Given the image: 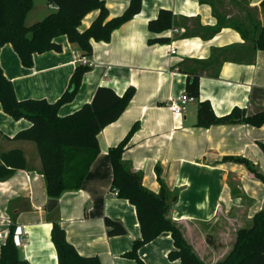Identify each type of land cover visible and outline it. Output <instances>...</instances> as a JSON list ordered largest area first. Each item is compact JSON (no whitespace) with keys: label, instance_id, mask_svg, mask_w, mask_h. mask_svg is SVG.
Segmentation results:
<instances>
[{"label":"crops","instance_id":"1","mask_svg":"<svg viewBox=\"0 0 264 264\" xmlns=\"http://www.w3.org/2000/svg\"><path fill=\"white\" fill-rule=\"evenodd\" d=\"M262 1L245 0L238 5L235 0H143L140 13L115 30L109 42L92 41L91 70L74 99L60 108V116L92 103L100 87L112 88L120 96L134 88L136 94L122 116L100 133V154L78 191H68L57 199L48 196L36 143L15 139L31 122L13 119L0 104V164L2 155L14 150L22 151L26 158L24 169L0 180V224L3 218L12 222L22 260L59 264L52 240L53 227L58 224L79 255L97 257L102 264H138L126 257L142 239L137 209L114 194L109 156L110 149L135 124L139 127L123 154L124 162L155 194L161 191L160 172L175 196L166 217L180 226L206 264H217L229 253L231 247L225 255L221 251L264 209V183L244 164L229 158H245L264 175L260 145L264 144V125L198 127V105L209 101L218 117L236 107L250 115L264 110V51L255 49L234 27L237 23L249 27V13L264 26ZM130 3L106 0L110 19L122 15ZM161 10L173 12L174 25L155 34L148 26ZM98 15V10L89 13L80 30H87ZM161 37L170 42L149 43ZM56 42L62 50L35 54L31 67L24 66L11 44L2 47L0 66L19 100L56 103L70 89L84 54L66 36ZM194 76L200 77L198 104L176 116L169 104L187 93L188 78ZM107 218L120 222L126 233L109 235ZM4 243L0 241V254ZM173 250L171 234L164 233L140 247L138 255L145 264H180V260H170Z\"/></svg>","mask_w":264,"mask_h":264},{"label":"trees","instance_id":"2","mask_svg":"<svg viewBox=\"0 0 264 264\" xmlns=\"http://www.w3.org/2000/svg\"><path fill=\"white\" fill-rule=\"evenodd\" d=\"M143 0H131L128 9L120 16L110 19V10L106 0H49L59 10L50 13L45 19L32 26L26 25L29 13L34 8V0H0V51L11 44L26 67L33 65L35 54L48 51H61L62 45L56 42L60 36L76 44L85 56L93 55L95 42H109L115 30L132 20L142 9ZM242 4V3H241ZM240 4V5H241ZM264 8V0L261 3ZM99 11L91 26L81 31L84 18L93 11ZM250 26L237 23L234 27L253 43L254 48L264 51V26L261 21L249 13ZM175 16L170 10H161L158 17L149 22V31L162 34L174 25ZM168 38L150 39V44H167ZM89 65H80L72 77L70 89L56 103L46 100H19L13 83L4 75L0 66V104L5 113L15 120L27 119L31 126L19 132L15 139L36 143L42 161V172L47 182L48 196L60 198L68 191H78L87 179L90 169L100 154L99 135L109 125L116 122L134 99L136 90L129 88L123 96L112 88L100 87L92 103L84 104L80 109L67 116H60V108L71 102L82 84ZM187 94L200 97V77H189ZM248 124L254 127L264 125V110L248 114L245 109L236 107L230 114L218 117L209 101L200 102L197 113V126L208 128L213 125ZM135 124L128 136L109 151L113 168L112 190L118 191V197L127 200L137 209L142 239L136 241L126 257L145 264L138 255L140 247L153 242L164 233H170L174 250L169 254L172 261L180 264H206L185 239L180 226L166 217L167 207L174 195L163 183L160 172L161 191L155 194L141 183V177L134 173L124 162L123 154L129 141L138 130ZM264 151V144L261 143ZM244 164L264 183V175L245 158H229ZM0 180L10 178L17 169L26 167V158L22 151L14 150L2 155ZM109 235H124L126 229L117 221L107 218ZM13 225V224H12ZM10 227V235L1 247L0 264H30L22 260L15 240V227ZM52 240L56 247L59 264H102L97 257L79 255L66 236L65 230L55 224ZM217 264H264V209L258 212L252 223L240 228L231 251Z\"/></svg>","mask_w":264,"mask_h":264},{"label":"built area","instance_id":"3","mask_svg":"<svg viewBox=\"0 0 264 264\" xmlns=\"http://www.w3.org/2000/svg\"><path fill=\"white\" fill-rule=\"evenodd\" d=\"M50 8L53 11L59 10V7L55 4H49ZM79 62L83 65H89L90 64V59L88 56H82L79 60ZM197 101V98L190 96L189 94H183L180 96L178 99H173L171 100L169 104L170 110L175 114L176 116H182L186 113L188 106L191 103H194ZM114 194L118 196V191L113 190ZM12 225V222L8 218H3L1 224H0V241L6 242L9 235H10V227ZM7 227V229H6ZM16 240V239H15ZM21 241L24 242L25 238L21 237ZM5 244V243H4Z\"/></svg>","mask_w":264,"mask_h":264},{"label":"rangeland","instance_id":"4","mask_svg":"<svg viewBox=\"0 0 264 264\" xmlns=\"http://www.w3.org/2000/svg\"><path fill=\"white\" fill-rule=\"evenodd\" d=\"M235 1L237 2L238 5H240L241 3H242L241 5H243L244 2H245V0H235ZM34 5H35L34 10H33L32 12L29 13L28 19H27V21H26V25H27V26H32V25H34L35 23H37V22H39V21H42L43 19H45L46 15H48L47 13H52V12H54V11L50 8V6H49V0H34ZM43 11H44V13H42ZM197 104H198V102H194V103H191L188 107L190 108V107H192L193 105H197ZM246 226H248V225H246ZM212 240H213V242L216 243V241H215L214 238H213ZM234 243H235V241L233 242V244H231V243L229 242V246H227V247H226V245H225V247H224L223 250L221 251L222 254L225 255V252H227V248H230V247H231L230 249H232ZM230 251H231V250H230ZM230 251H229V252H230ZM224 255H223V256H224ZM225 257H226V256H225ZM225 257H224V258H225ZM224 258H223V259H224Z\"/></svg>","mask_w":264,"mask_h":264}]
</instances>
